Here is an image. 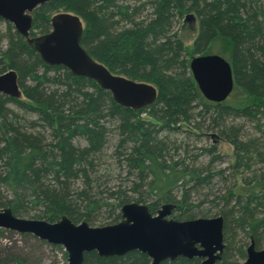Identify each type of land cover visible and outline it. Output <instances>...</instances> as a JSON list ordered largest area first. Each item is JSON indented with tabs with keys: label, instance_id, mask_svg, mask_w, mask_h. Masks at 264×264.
Listing matches in <instances>:
<instances>
[{
	"label": "trees",
	"instance_id": "obj_1",
	"mask_svg": "<svg viewBox=\"0 0 264 264\" xmlns=\"http://www.w3.org/2000/svg\"><path fill=\"white\" fill-rule=\"evenodd\" d=\"M152 4L154 17L148 24L139 23L133 27L118 28L116 24L119 25L122 18L128 16L126 8L119 4L118 0H52L40 7L50 12L63 9L81 13L86 23L82 45H89L92 55L104 59L111 71L139 80L147 78V66L157 70L158 59L162 64L169 62V67L175 64L170 62L176 60V51L173 50L172 54L170 52L176 47L179 49L181 42H175L165 36L169 21L185 12L194 13L198 22V40L213 44H216L217 40L222 41L230 56L234 87L243 90L252 100L250 104L242 98L228 105L204 103L205 98L199 92L192 76L188 79L175 75L165 76L162 81L164 84L158 86L157 101L149 106L151 117L155 118L161 114L166 122H174L186 115L191 99L198 97L203 103L204 111L209 107L216 110V115H219L217 119L232 115L256 121L257 129L264 139V0H154ZM37 14L34 25L49 20L50 15L47 16L43 12ZM115 16L119 19L116 20ZM113 26L114 32L110 30ZM6 36V47L4 51L0 50V55H5L7 62L0 70L6 67L17 72L21 97L25 99L0 95V207L11 208L15 215L24 212L28 203L47 205L53 212H61L68 204H75L77 207L78 204L70 200L73 197L69 194L67 183L70 178L79 174L86 176L87 165H92L91 162L87 163L88 157L99 150L103 139V125L100 121L108 115L121 120V125L127 130L124 140L133 141L124 158L128 167L140 173L145 168L149 169L153 173L151 190L159 194V199H164L169 189H165L160 176L156 157L158 148L148 131L144 132V123L137 121L135 110L119 106L110 93L102 90L94 81L74 76L62 66L43 63L36 51L27 46L25 40L12 31L10 25ZM148 38L153 42L149 43ZM156 41L160 45L154 47ZM204 53L208 54L207 51ZM55 85L60 87L52 88ZM231 94L232 91L226 98L227 101ZM7 101L35 112L49 127L52 139L47 142L40 132H26L20 126L7 121L6 114L2 113L3 104ZM104 101L108 105L103 110ZM77 136L86 138L88 147L75 145L73 139ZM226 136L233 149V155L237 156V163L240 158L249 163L253 158L264 159L263 141L260 137L238 140L237 129L232 126L228 127ZM182 177L179 172V175L168 180L170 184H174ZM200 180L202 182L199 185H203L207 176L200 177ZM184 192L183 194H186V189ZM116 194L121 198L118 203H123L121 192L116 191ZM249 195L251 197L248 196V201L253 197ZM81 196L85 197L80 202L84 204L85 211L80 214L88 220L95 204L91 197L84 194ZM262 197H254L259 203H255V209L261 206V212H264ZM253 211L250 203L243 201L242 209L238 210V219H235L237 225L244 228L242 223L249 217V231L264 229V216L254 218ZM230 212L231 210L228 213L231 214ZM9 256L8 258L14 259ZM8 258H0V264H7ZM148 262L145 254L135 250L122 256L110 257H100L92 251L85 253L83 260V264ZM182 262L195 264L193 261H184L183 258L159 264Z\"/></svg>",
	"mask_w": 264,
	"mask_h": 264
},
{
	"label": "rangeland",
	"instance_id": "obj_2",
	"mask_svg": "<svg viewBox=\"0 0 264 264\" xmlns=\"http://www.w3.org/2000/svg\"><path fill=\"white\" fill-rule=\"evenodd\" d=\"M153 1L118 0V3L126 8L128 16L122 18V21L119 22V25L117 23L116 27H133L134 24L139 23L142 25L148 24L154 17ZM62 10L57 9L56 11ZM63 11L77 15L82 21L83 27H85L86 23L81 13L72 10ZM42 12L47 16L51 15L48 9L42 8L40 13ZM188 13L185 12L181 16L172 17L165 32V36L168 39L181 42L179 49L176 47L171 49L170 52L172 54L173 50L176 51V60L170 62L175 64L169 67V62L162 64L159 63L158 59V71L152 70L150 66H147L148 75L146 79H133L149 83L156 88L157 94L152 104L157 101L158 86L163 83L165 76L175 75L186 79L192 76L189 68L191 58L203 55L207 51L208 54H219L229 61L230 56L224 49L222 41L217 40L216 44H213L198 40L197 16L192 13L194 18L187 21L185 15ZM115 19L118 20V16H115ZM130 20L133 22L129 23L128 21ZM45 23H36L31 30V36L37 37L44 30L46 31L48 29V21ZM8 25L7 21L0 18L1 51H4L6 47ZM10 26L12 27V25ZM110 30L114 32L115 27H111ZM148 42H153V40L148 38ZM155 43L153 44L154 47L160 45L158 41ZM82 47L91 57L105 67L110 68L104 59L92 55L89 45L84 44ZM0 60L1 69L7 62L6 56L0 55ZM7 70L8 68L4 67L3 70H0V73ZM110 72L115 75H121L111 70ZM26 84H28L27 81ZM57 87H60V85ZM57 87L55 85L52 88ZM234 88L229 100H224L221 103L228 105L236 99L242 98L250 104L252 98L248 97L237 86ZM0 95L4 94L0 93ZM21 98L22 100L25 99L24 97ZM203 100L204 103L211 102L206 101V99ZM106 103L104 101L103 110L108 105ZM150 105L135 110V117L137 121L144 123V129H146L144 132L148 131L147 133L150 134L151 139L154 140L158 148L156 157L160 166V176L164 182L165 189L167 190V187L169 189L164 199H159V194L151 190L153 173L149 169L145 168L140 173L136 169L128 167L124 158L132 147L133 141L124 140L127 137L125 132L127 130H125L126 127L124 125H121V120L116 116L108 115L100 121L103 125V139L99 150L88 157L87 163L91 162L92 165H87L86 176L79 174L75 178H70L67 183L69 194L73 197L70 200L77 203V207L75 204H73L74 206L68 204L64 210H61V212L55 211V213L47 205L28 203L26 205L27 208L20 215L13 214L21 218L48 222H55L61 216H65L75 224L86 222L91 227H102L118 223L122 219L120 213L124 204H142L152 214H155L161 205L170 204V214L167 218L182 221L221 217L223 221L222 242L224 247L219 258L213 264L244 263L247 257V248L251 244H253L255 250L264 248V229L259 228L258 231L251 232L247 227L249 217L245 218L242 223L244 228L239 227L235 219H238L237 216L240 214L238 210L242 209L243 201L249 202L250 206L254 208V218L264 216V212H261V206H257L255 209V203H259L256 202L257 199H254L258 195L264 198V175H262L264 173V159L253 158L249 163L240 158L239 163H237V156L233 155V149L229 145L226 134L228 127L232 126L237 129L238 136L236 139L238 140H246L247 137H260L263 141L262 148L264 151L263 134L257 129L256 121L232 115L222 116L221 120L217 119L219 115H216V110L213 107H209L208 110L204 111L203 103L198 97L191 99L186 115L174 122H166L161 114L152 118ZM3 107L4 111L2 113L6 114V120L10 123L20 126L22 130L29 133L33 131L40 132L47 142L52 139L49 127L39 119L35 112L22 109L17 104L8 101L3 104ZM73 143L81 148L88 147L87 139L82 136L75 137ZM212 147H215V149L213 150ZM179 172L183 175L181 180L170 184L168 179L179 175ZM199 176L201 178L207 176V180H205L203 185H199L202 182ZM185 189L186 194H183ZM116 191L121 192L123 203H118L121 198L116 194ZM81 194L91 197L95 204V209L89 215L88 220L84 219L83 216L81 217L80 214L85 211L84 204H80L81 200L85 198ZM249 194L253 196L252 199H249L250 201L247 200L248 196L251 197ZM184 195L185 197H183ZM219 210H222V212H219ZM230 210L231 214L228 213ZM9 255L14 259L8 258ZM5 257L8 258L7 264H68L67 253L63 246L47 243L32 234L0 228V258ZM179 258H183L184 261H193L195 264H200L203 259L177 256L174 259L162 261H176ZM148 261V264H151V261ZM182 264L186 263L182 262Z\"/></svg>",
	"mask_w": 264,
	"mask_h": 264
},
{
	"label": "water",
	"instance_id": "obj_3",
	"mask_svg": "<svg viewBox=\"0 0 264 264\" xmlns=\"http://www.w3.org/2000/svg\"><path fill=\"white\" fill-rule=\"evenodd\" d=\"M50 0H0V18L10 22L41 60L50 66L66 67L71 74L94 81L110 93L119 106L133 110L154 102L156 88L111 73L96 62L80 45L82 22L73 13L60 12L51 20V30L43 35L28 38L31 28L29 12ZM192 13L185 19L192 20ZM189 68L201 95L208 101L221 103L234 86L232 66L219 54H203L191 58ZM0 93L12 98L21 97L18 75L8 69L0 73ZM171 205L163 204L155 214L138 203L121 207L118 223L91 227L86 222L75 224L61 216L55 222L17 217L11 208H0V228L28 233L51 243L61 245L67 253L68 264H82L84 254L94 251L100 257L122 256L130 251L146 254L151 264L177 256L203 258L200 264H213L219 258L223 245L221 217L176 220L167 218ZM242 264H264V248H247Z\"/></svg>",
	"mask_w": 264,
	"mask_h": 264
},
{
	"label": "flooded vegetation",
	"instance_id": "obj_4",
	"mask_svg": "<svg viewBox=\"0 0 264 264\" xmlns=\"http://www.w3.org/2000/svg\"><path fill=\"white\" fill-rule=\"evenodd\" d=\"M50 1H52V0H50ZM50 1H47V2H45V3H43V4H46V3H48V2H50ZM43 4H40V5H38V6H36L35 8H33L32 9V11H30L29 12V15H30V17H31V28L28 30V38H34V36H31V30L33 29V25H34V20H35V15L37 14V12H39L40 13V11H39V9L41 8L42 9V7H40V6H42ZM40 9V10H41ZM44 9V8H43ZM60 12H65V11H52L51 12V15H50V17H49V20H47L48 21V29L45 31L44 30V32H42V33H40V35H43V34H46V33H48L50 30H51V25H50V20H51V18L55 15V14H57V13H60ZM68 13H70V12H68ZM82 22V21H81ZM9 25H12V31H15L16 33H18L24 40H25V43H26V45L28 46V44H27V38L26 37H24V36H22L18 31H16V29H15V27L13 26V24L12 23H10V22H7ZM42 23H44V22H42ZM47 23V22H46ZM45 23V24H46ZM82 26H83V24H82ZM83 31H84V27H83ZM82 37H83V33H82ZM81 41H82V38H81ZM80 41V45L82 46V42ZM37 53V52H36ZM38 54V53H37ZM93 58V57H92ZM41 59V58H40ZM94 59V58H93ZM95 60V59H94ZM96 62H98L99 63V61H97V60H95ZM44 63V62H43ZM101 64V63H100ZM47 65V64H46ZM103 65V64H102ZM53 66H60V65H53ZM104 66V65H103ZM63 67V66H62ZM65 69H67L66 67H64ZM107 68V67H106ZM14 70V69H13ZM68 70V69H67ZM107 70H109L110 71V69L109 68H107ZM69 71V70H68ZM5 72V71H4ZM70 72V71H69ZM1 73H3V72H1ZM17 73V72H16ZM75 76V75H74ZM146 255V254H145ZM146 257L148 258V260H150L149 259V257L146 255ZM151 261V260H150ZM160 262H163V261H160ZM160 262H158L157 264H159Z\"/></svg>",
	"mask_w": 264,
	"mask_h": 264
}]
</instances>
